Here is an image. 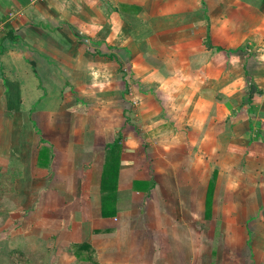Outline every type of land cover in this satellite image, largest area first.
<instances>
[{
	"label": "crops",
	"instance_id": "0c3cea01",
	"mask_svg": "<svg viewBox=\"0 0 264 264\" xmlns=\"http://www.w3.org/2000/svg\"><path fill=\"white\" fill-rule=\"evenodd\" d=\"M0 181L37 264H264V0H0Z\"/></svg>",
	"mask_w": 264,
	"mask_h": 264
},
{
	"label": "rangeland",
	"instance_id": "374dc122",
	"mask_svg": "<svg viewBox=\"0 0 264 264\" xmlns=\"http://www.w3.org/2000/svg\"><path fill=\"white\" fill-rule=\"evenodd\" d=\"M4 182L0 181V264H37L38 261L33 258V251L38 253L37 251H45V249L33 248L34 242H30L36 239L38 230L23 222L27 211L26 200L24 201V196L20 197L19 194H11L4 198L2 192H8L11 188L10 181ZM214 220L213 224H215ZM219 233L220 229L216 228L215 236H219ZM244 236L248 239L247 233ZM41 263L44 264V261Z\"/></svg>",
	"mask_w": 264,
	"mask_h": 264
},
{
	"label": "trees",
	"instance_id": "16d2710c",
	"mask_svg": "<svg viewBox=\"0 0 264 264\" xmlns=\"http://www.w3.org/2000/svg\"><path fill=\"white\" fill-rule=\"evenodd\" d=\"M209 45V43H207ZM122 137H117L112 143L108 145L107 154H106V160L104 163V169L102 173V210L103 214L106 215L107 211V204L111 202L114 199V195L109 191V184L112 181V178L115 174H117L118 171V165L120 162V152L122 148ZM214 178L217 174L216 169L214 170ZM211 186H214V179L210 182ZM114 192V191H113ZM72 247L75 251H89V253H93L94 250L92 246L87 242H81V243H73Z\"/></svg>",
	"mask_w": 264,
	"mask_h": 264
},
{
	"label": "built area",
	"instance_id": "2783aa9c",
	"mask_svg": "<svg viewBox=\"0 0 264 264\" xmlns=\"http://www.w3.org/2000/svg\"><path fill=\"white\" fill-rule=\"evenodd\" d=\"M34 1V0H33ZM15 14L13 13V12H11L10 14H9V16L10 17H13Z\"/></svg>",
	"mask_w": 264,
	"mask_h": 264
}]
</instances>
